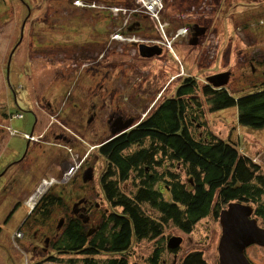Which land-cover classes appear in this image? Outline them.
Here are the masks:
<instances>
[{
  "label": "rangeland",
  "instance_id": "rangeland-1",
  "mask_svg": "<svg viewBox=\"0 0 264 264\" xmlns=\"http://www.w3.org/2000/svg\"><path fill=\"white\" fill-rule=\"evenodd\" d=\"M25 1L30 6H33V4L35 5L37 2L36 5L42 9V11L39 13V19L42 21V26L39 29V32H35L34 29H32L38 22L37 12L34 13V10L32 9L31 15L24 23L25 25L23 24L24 26L21 27L23 22V14L25 15L26 12L25 7L22 6V9V7L15 0H7L6 5L3 6V3L0 0V106L8 113H14L18 111L21 114V116L13 117L11 121H7V125H10L11 129L17 132V134L10 136L5 132V135L3 136L4 139L0 143V170L4 165L8 164L10 160L17 159L21 155L22 151H25L27 148L28 139H24L22 135L24 133L30 134L33 130L36 117L35 115H37L36 103L39 104L40 102L43 106L48 100H51L53 105V99H55L53 95L60 93L59 91L56 92V90H59L60 88L58 84L66 85L67 89L71 91L73 96L74 94L78 95L80 92L85 93V90H87L89 97H91L93 93L98 92V82L103 84V87H106V85L110 84V88L114 89L116 92V99L119 97V95L129 94L132 85L146 82L147 79L145 73L146 71L144 69L146 62L133 56L136 55L135 49L130 45H123L125 41L123 38L118 37L117 40L119 42L120 48L102 50L101 48H96L95 46L93 51L94 57L96 56L99 59L101 54H105L102 65H87L86 62L82 64L81 62L84 60L82 59L80 61L78 58L74 64L75 73L72 74L70 82L57 83L53 87V83L51 82V79H54L53 68L56 70L59 65L60 67L62 66V64L56 62L57 57L54 56V53L56 51H63V49H58L59 43L67 42L66 40L70 39V36L73 34L69 31H62L61 28H54L53 25L55 27L66 25L68 28L76 30L77 22H81L86 27H88L90 31L92 27L91 25L96 20H98V23L102 24L104 17L99 14H97V16L94 15V13L91 14V11H80V9L84 7L80 2H75V8L73 7L72 10L67 8L68 11L65 12L66 8H62L61 5L56 2V0ZM101 1L103 3H107L103 0ZM106 1H108L107 4H109L110 0ZM162 1L164 6H167V11L163 13L164 19L168 18V20L174 25L178 24V22H176V16L182 12L183 14L180 15V17L182 16V19L185 16L191 20L194 18L193 16L186 15L188 11L185 9L189 8L188 10H190L192 7H197L200 8V10L204 9L207 11V5H209L208 1H205V3L199 1L194 5L189 4L192 2V0ZM240 1L244 0H226V4H221V9H219L217 6L213 7L211 5L212 8L209 6L212 10L210 9L206 19H203L202 21L206 25L209 24L211 26L209 28L210 32L206 36V40H208L209 35L215 31L214 33L216 36L214 37L213 41H221L224 37V42L226 44L225 48L221 45V43L219 44L220 48L217 49H213L212 45L210 48H208L206 45L201 48L193 47L188 44L186 39L181 44L177 45L178 47H176L175 51L173 52V50L170 48L169 42L163 44L167 50L169 49L171 51L172 55L175 56L174 58L177 61H179L177 54L179 55L181 63L184 67V76L194 78L198 87L205 84L206 76L218 74L223 71L230 72V77L225 87L232 95L234 94L235 97L250 93L255 90L256 87L259 88L261 85H264V74L260 73L264 70V64H256V69L254 73H252L249 62L243 57L247 56L248 59L257 58L259 61L264 58V47H257L256 50L253 48H248L245 45V41L242 44H232L231 46L228 45L229 39L235 42L238 40V37L245 32L243 31L245 28L244 26L242 29H240L238 26H235L236 24L240 25L243 22H247L245 24L246 26H249L256 19L264 20L263 6H261L257 11L253 9H247L243 15H238L235 13L236 10L229 9L230 4H238ZM113 2L114 1H112L111 4ZM135 2L132 1L134 6L136 5ZM247 2H250V0ZM258 2L264 3L263 0H255L256 6H258ZM177 3L181 4L180 7H178ZM92 4L94 3H91L90 8L93 10L97 9L96 6L92 7ZM198 4L201 5V7L196 6ZM202 4L205 6H202ZM191 5L193 6L190 7ZM85 7L88 10L89 6ZM111 11H113V9H111ZM230 17H232V20ZM53 18L54 20L56 18V20L52 21ZM148 19L149 21H157V17L154 16H150ZM185 21H187V19H184V22ZM50 26H52V29ZM50 29L53 31V33L50 31ZM31 34L38 36L40 42L43 35L47 37L52 36L53 43L56 41L55 46L57 49L55 47L48 48L42 46L38 52V49L34 48V44L32 45L28 43H31L32 37L28 39ZM23 35L24 39L21 40ZM139 37L141 39L145 38L143 42L148 40L146 37L143 38L141 34ZM105 38V45L107 46L108 38L106 35ZM257 40L264 41L262 38H257ZM17 43L19 44L17 45ZM139 45L138 49L140 47ZM234 45L236 46L234 47ZM8 52L13 53L11 54L12 56L9 60V64L7 63L8 61H5ZM194 58H196V63L193 61ZM134 59L136 60V65L133 63ZM152 60H155V58ZM107 61H109L108 64ZM130 61L133 63L132 66L137 70L134 69L132 72V70H128V67H125ZM112 62L117 63V67L115 69H113L111 66ZM198 62L200 63V66L197 65ZM64 63L66 64V62ZM110 67L112 68L111 71H107V69ZM85 69L89 70L88 74L86 75ZM101 69H103L102 74ZM125 69L126 71L123 72ZM64 72L65 70L63 73ZM58 80H60V77ZM49 85L52 86L51 92L53 94L49 93ZM34 87L36 90L35 92H33ZM195 95L200 97V109L199 112L197 111V113L201 114H199V117H190V119H192V123L195 126H199L198 124H200V122L204 123L206 125V129L210 130L213 134L222 139H226L230 133L229 131L232 129V132L230 133V139L231 141H234L238 144L240 153L250 156L253 160H255V162L259 163L264 168V128L261 130H251L241 127L237 124L236 107L219 111H210L209 105L198 90H196ZM63 99H65V96L60 98L62 101ZM109 99V97L105 98L106 105L104 108H100V110L97 111L96 117H94L93 121H89L88 123L86 122V113L84 112L69 111L65 115L58 116L57 112H54L55 110H47L43 106L45 114L42 118V123L40 125L38 124L39 127L38 125L35 126V134L37 131L38 133L39 131L43 132L49 123H51V125H49L50 131L56 127V131L59 132L61 129H64L62 126L68 127L69 129L66 130V142L60 140L57 142L53 141L54 144L50 146L52 147V153L50 154L51 156L48 155L49 151L46 150L48 152L39 156L36 163L37 166L34 167L36 174H38L35 187L40 182H42V179L47 180H43V182H48L53 178V184L45 192L62 196L61 205L51 208L49 216L47 219H44L47 221L48 225L51 221H53L52 225H54L62 214L65 215L67 213L71 207L72 200L76 198L77 194H83L90 197L91 199H94V201L99 204L102 210L109 208L99 185V176L104 171L106 162L98 152V146L111 137V131L109 128H107V125L104 124V118L112 113L113 105H109L111 104L109 103ZM55 103L58 104V102ZM140 110L141 109H135L132 111H126L125 113L130 116L138 117L137 121L135 120V122H138V120L141 119L145 114L140 113ZM100 116L101 118H99ZM39 119L41 118L39 117ZM200 128L201 130L205 129L204 126L203 128L200 126ZM147 143L148 142H145V145ZM51 157L54 159V165H56L54 166L55 168L53 167L52 169H50L51 165H49L50 162L48 160ZM161 160L163 164H165L166 169H169L173 173L177 174L181 181L186 179L185 166H180L181 164H175L174 166H171L169 164L168 158ZM87 163L90 166L92 165L95 167L94 176L91 182H88L85 187H81L80 185H82V181L80 172L82 170V165L84 166ZM71 165H77L78 168L75 171L69 173L67 170ZM27 166L28 165H25V168ZM54 169H56V171H54ZM135 180L137 179L132 175L124 186L125 189L123 186H121V188L126 190L128 193L133 192L135 189ZM33 190L34 189L25 187L17 192H13L12 196H8V192L7 196H5L0 201V264H31V262L35 263V261L39 259L43 260L45 258L44 256L49 252H43L41 248L37 252H32L33 243L28 237L12 240V236H15V232L18 231L17 228L19 226V221L24 218L28 210V207H26L23 203L25 202L26 198L30 196ZM60 190L63 192L61 193ZM17 201H20L18 203L19 207L13 213L12 217L6 221L7 215L17 204ZM68 213H70V211H68ZM35 216L39 217L37 214H35ZM37 224L41 223H38L34 220V228H39V225ZM26 231L27 228H24L23 232L26 233ZM49 231L50 230H48V226L42 230V232L46 233H49ZM220 235V224L213 217H209L200 222L195 230L189 234H184L169 224V226H166L164 229L163 238L169 239L172 236H180L182 238V250L178 256L168 253V264H179V259H181L180 257L184 256L183 254L191 250L201 251L203 258H205L208 264H218L217 245ZM18 236L15 237L18 238ZM56 240L57 239H54L52 242ZM50 247L51 245L49 246V250ZM150 248L151 246L146 244H142L137 247L136 253L134 252L135 256L129 259L131 264H147L145 263V258L148 255ZM261 250L262 249L260 247H255L250 248L247 252L253 261L262 264ZM63 258H78V256L65 255ZM44 264L64 263L51 262Z\"/></svg>",
  "mask_w": 264,
  "mask_h": 264
},
{
  "label": "trees",
  "instance_id": "trees-1",
  "mask_svg": "<svg viewBox=\"0 0 264 264\" xmlns=\"http://www.w3.org/2000/svg\"><path fill=\"white\" fill-rule=\"evenodd\" d=\"M185 82L190 85L181 86L177 94L183 97L167 99L134 126L98 146L106 162L99 185L109 206L102 230L86 238L89 230L80 220L71 219L45 258L31 264H131L127 254L134 243L137 247L164 234L169 224L189 234L209 217L219 222L221 210L231 202L250 206L255 216L264 215V168L240 153L238 144L230 139L232 129L222 139L206 129L204 123H192L190 117L201 114L197 113L200 97L195 95L199 88L192 78ZM200 94L210 111L236 107L239 126L264 128V85L235 97L225 86L213 88L204 84ZM164 158L171 166H185L184 181L166 169L161 160ZM132 175L137 180L134 191L128 193L121 186L125 189ZM60 204V196L47 192L30 214L47 218L51 208ZM168 240L160 237L145 263L162 264L165 260L168 264V257L160 256L162 250L167 247V253L173 254L178 248H168ZM65 255L78 258L65 259ZM179 264L208 263L201 251L193 250L179 259Z\"/></svg>",
  "mask_w": 264,
  "mask_h": 264
},
{
  "label": "flooded vegetation",
  "instance_id": "flooded-vegetation-1",
  "mask_svg": "<svg viewBox=\"0 0 264 264\" xmlns=\"http://www.w3.org/2000/svg\"><path fill=\"white\" fill-rule=\"evenodd\" d=\"M6 1L7 0H1V2L3 3V6L6 5ZM15 1H17L21 7L22 6L25 7V10H26L25 15L23 14V17H22L23 22H22L21 27L25 25L24 23L26 19L31 15L32 9H33L34 13L36 12L38 13V16H37L38 22L37 24H35V26L32 29H34L35 32H39V29L42 26V21L39 19V13L42 11V9H40V7L36 5L37 2L35 3V5L33 4V6H30L28 3H26L25 0H15ZM103 1L108 3V1L106 0H103ZM110 1L111 2L114 1V2L111 4ZM110 1H109V4H107V3H103L101 0H56V2H58L62 8L64 9L66 8L65 12L68 11L67 8H70L72 10L74 5L76 4L75 2H80L84 6L82 9H80V11L82 10L91 11V14L94 13V15L96 16L97 14H99L103 16L104 18H103L102 24L98 23V20H96L91 25L92 27L90 31H89V28L86 27L81 22H77L76 30L70 29L66 25L60 26V27H55L53 25L54 28H61L62 31H69L73 33L70 36V39L66 40L67 42L59 43L58 49H63V51H60V52L56 51L54 53V56L57 57L56 62L59 64H62V66L60 67L59 65V67L56 68V70L58 69L57 71L54 70L53 68L54 79L53 80L51 79V82L53 83V87L57 83H67L68 81L70 82V78L72 77V74L75 73L74 64L78 58L80 61L82 59L84 60L81 62L82 64L86 62L87 65L88 64L102 65L105 54L104 55L101 54L99 59L96 56L94 57L93 51H94L95 46L96 48H101L102 50L110 49V48H114V49L120 48L119 42L117 40L118 37L123 38V40L125 41L126 44L124 43L123 45H130L135 49L136 55H133V56L140 58L142 61L146 62L144 65L145 67L144 69L146 71L145 72L146 78H147L146 82H141L138 84L135 83L136 85H132V88H130L129 94L127 95L118 94L119 97H117L116 99H115L116 92L114 89L110 88V84L106 85V87H103L104 85L98 82L99 84V85L97 84L98 92L93 93L91 97H89L87 90H85L86 91L85 93L80 92L78 95L74 94L73 96L71 91L67 89L66 85L58 84L60 88L59 90H56V92L59 91L60 93L53 95L55 97V99H53L54 106L52 105L51 100H48L47 103L43 106L47 110H52V111L55 110L54 112H57L58 116L65 115L69 111L84 112L86 113L85 119H86V122L88 123L89 121H93L94 117H96L97 111H99L100 108H104V106L106 105L105 98L109 97L110 98L109 103H111L109 105H113L112 113H110L106 118H104L105 123L104 122L103 123L106 124L107 128H109V130L111 131L117 126H122V125H126L129 123H130V126H134L137 123L135 122V120L137 121L138 117L127 115L125 113L126 111L141 109L140 113H145L142 116V118H144L149 113L154 111L161 103H164L167 99H175V98L184 96L183 94L177 96V94L181 92V88H180L181 86L185 87L186 85H190L189 83L186 84L185 82V80L188 79L189 77L184 76L185 74L184 67H183V64L181 63V59L179 55L177 54V57L179 60L177 61L174 58L175 56L172 55L171 51L169 49L167 50V48H165L163 44H166L167 42H169L170 48L173 50V52L175 51L176 47H178L177 45L181 44L186 39H187L188 44L193 47L201 48L204 45H206L208 48H210L212 45L213 49H217V48H220L219 44L221 43V45L224 46L225 48L226 44L224 42V39H225L224 37L221 41H217V40L213 41L214 37L216 36L214 33L215 31H213L209 35V39L206 40V36L210 32L209 28L211 26L209 24L206 25L202 21L203 19H206V17L208 16L207 14L212 8V6L213 7L217 6L219 9H221V4L222 3L226 4L225 2L226 0H193V3L190 2L189 4L194 5L198 3L199 1H202L204 3L205 1H208L209 5H207V11L204 9L200 10V8L192 7L193 5H191L190 7L192 8H190V10H188L189 8L185 9L188 11L186 15L193 16L194 18L191 20L185 16L182 19L181 18L182 16L180 17V15L183 14L182 12L176 16L177 18L176 22H178V24L176 25L171 23L168 20V18L164 19L163 13L167 11V6H164L162 0H161V8L159 9V12L157 14L156 22L149 21L148 19L150 17L149 13L135 11V9L137 8V5L134 6L132 3V1L135 2V0H110ZM247 1L248 0H244V1H240L238 4H230L229 9L236 10L235 13H237L238 15H243L247 9H253L257 11L258 9H260L261 6L264 7V3L262 2H258V6H256L255 0H250V2H247ZM91 3H94L92 4V7L96 6L97 9L93 10L92 8H90ZM85 6H89L88 10ZM196 6L201 7V5L199 4ZM202 6H205V5L202 4ZM111 9H113V11H111ZM99 10L101 13L99 12ZM184 19H187V21L184 22ZM230 19L232 20V17H230ZM55 20L54 18L52 19V21H55ZM245 23L247 22H243L240 25H237V24L235 25V26H238L240 29H242L244 26L245 28L243 29V31L245 32L242 33V35L239 36L238 40L235 42L229 39L228 45L231 46L232 44H242L245 41V45L248 48H253L256 50L257 47L259 48L264 47V41L257 40V38L264 39V30H263L264 20L256 19L255 21L251 23L252 25L250 24L249 26H246ZM50 28L52 29V26H50ZM200 31H201V34L197 36L195 45L190 44V41L193 39L192 37L193 33L195 32L197 33ZM51 32L53 33V31ZM140 34L143 36V38L144 37L148 38V40L143 42L145 38L141 39L139 37ZM105 35L108 38L107 46L105 45L106 43ZM30 37H32V40H31V43L30 42L28 43L32 45L34 44L33 46L34 48L38 49V52H39V49L42 48V46L48 47V48H54V47L56 48L55 46L56 41L53 43L52 36L47 37L43 35L41 38L42 39L41 42H40L39 37L36 35L31 34L28 37V39ZM23 39H24V35L21 40ZM136 39L140 41H137ZM18 44L19 43H17V45ZM139 44H143L144 46H146V48H142L145 51H149L151 49L152 50L159 49V53H156L149 57L142 56L139 53V49H138ZM150 46H153V48H147ZM235 46L236 45H234V47ZM11 54L13 53L8 52L6 59H5L6 62L8 61L7 62L8 64L12 56ZM243 57L245 60L249 62V66H250L252 73H254L256 69L255 67L256 64L258 65L264 64V58L258 61L257 58L248 59L247 56H243ZM154 58L155 60H152ZM134 60H133V63L134 65H136L135 64L136 60L135 61ZM195 60L196 58L193 59L194 63L197 62ZM157 61L160 63H158ZM64 62H66V64ZM108 62L109 61H107V64ZM133 63L130 61L125 66V67H128V70L130 71L132 70V72L134 69H136L135 67L132 66ZM116 65H117L116 62L111 63V66L113 69L117 67ZM197 65L200 66V63L198 62ZM112 68L110 67L109 69L107 68L106 69L107 71H111ZM64 70L65 72L63 73ZM102 70L103 69H101V74L103 73ZM88 71L89 70L87 69L85 72V75L88 74ZM124 71H126V69L123 70V72ZM260 73L264 74V70L261 71ZM209 76H212V75H209ZM209 76L205 77V84L207 85L209 84L210 86H212L207 81V77ZM59 77H60V80H58ZM192 80L195 81L194 78H192ZM49 87H50L49 93L53 94L51 92L52 86L49 85ZM200 87H198L199 92H200ZM35 91L36 90L34 87L33 92ZM62 96H65V99H63V101L60 100ZM59 100H60V103H59ZM55 102H58V104H56ZM36 106H37L38 117L37 115H35L36 117H35V123H34L33 130L30 134L24 133L22 135L24 139L26 138L28 139L27 148L25 149V151H22L21 155L17 159L10 160L9 163L4 165L0 170V180H1L0 201L5 196H7L8 192H9L8 196H12L13 192H17L20 189L25 188V187L34 189L33 192H31L30 196L26 198L25 202L23 201L24 202L23 204L26 207H28V210L24 218L21 219L18 223L19 224L17 228L18 231L15 232V234L18 233L17 234L19 235L18 238H16L15 236H12V240L14 239L17 240L19 238L23 239L25 237H28L33 243L32 252H37L38 250H40V248L42 249L43 252H47L49 251V246L55 243L56 241H58L59 238H61L65 230V227L68 225L71 219L76 218L80 220L81 223L89 230L88 234L86 235V238H89L96 231L102 230L103 223H104L103 222L104 213H107L109 211V208L102 210L99 204H97V202L94 201V199H91L90 197L83 195V194L82 195L77 194L76 198L72 200L71 207L68 210L70 211V213H68L67 211L65 215L62 214L54 225H52L53 221H51L49 223L50 225L49 226L47 224V221L44 220L47 218H43V217L39 218L35 216V214L33 213L30 214L31 211L35 208L40 198L45 193H47L45 191L54 182V180H52L53 178L51 179V181H48V182H43V180L45 179H42V182H40L35 187L38 174H36L34 167L37 166L36 163L38 161V158L40 155H43L48 151H49L48 155L51 156L50 154L52 153L51 152L52 147L50 146L54 144L53 141L57 142L58 140H60V141L66 142V130H69L68 127L62 126L64 129H61V131L59 132L56 131L57 129L56 127H54L53 130L50 131L49 125H51V123H49V125L45 127L43 132L39 131L38 133L37 131V133L35 134L34 128L38 124L40 125L42 123L43 121L42 118L45 114L44 107L41 105L40 102L39 104L36 103ZM16 116H21L20 112L17 111L14 113H8L0 106V143L4 139L3 136L5 135V132L7 135H10V136H14L17 134V132L11 129L10 125L9 126L7 125V121H11L12 118ZM39 117L41 119H39ZM99 118H101V116ZM48 160L50 162L49 165H51L50 169L56 166L54 165V159H52V157L49 158ZM25 165H28V166L25 168ZM77 168H78L77 165L75 166L71 165L69 166L67 172L71 173L75 171ZM81 169L82 170L80 172L81 173L80 176H81L82 185L80 186L85 187L88 184V182H91L93 180L95 167L92 165L90 166L87 163L84 166L82 165ZM86 170L92 171V179L84 181L83 176L86 173ZM54 171H56V169H54ZM60 192L62 193L63 191L60 190ZM61 197L62 196L60 195V198ZM19 202L20 201H17V204L13 208L17 209L19 207L18 206ZM58 206H53L52 208L58 207ZM16 209L14 210V212L16 211ZM86 216H87L86 222H83V219ZM250 218L254 219L258 228L261 229L260 233L262 235L261 236L262 241L260 243H253V244L248 245L244 251L245 256L251 264H259L258 262L253 261V259L251 258V256L248 254L247 251L250 248L260 247L262 249L260 251L262 254L261 263L264 264V215L255 216L252 210V214ZM34 220L38 223H41V224H37L39 225V228H34L33 226ZM47 226H48V230H50L49 233L42 232V230L45 229V227ZM24 228H27L26 233L23 232ZM160 237L163 238L164 234L161 233L160 235H157L152 240H147L146 243L144 242L142 243L143 245L146 244V245L151 246L149 253H151L152 251H154V249L157 248L158 239ZM54 239H57V240L52 242V240ZM181 244H182V241L180 243V246L176 249L177 251L173 253V255L178 256V254L182 250ZM140 245H138L137 247H139ZM137 247H135V243H134L132 250L128 252L127 254L129 258H133V256H135L134 252L136 253ZM166 248L162 250L160 256H163V257L168 256L167 252L169 251L166 250ZM188 252L190 251H187L185 254H187ZM104 253L111 254L109 252H104ZM182 257L183 256H181L180 258ZM162 264H166V261L163 260Z\"/></svg>",
  "mask_w": 264,
  "mask_h": 264
},
{
  "label": "water",
  "instance_id": "water-1",
  "mask_svg": "<svg viewBox=\"0 0 264 264\" xmlns=\"http://www.w3.org/2000/svg\"><path fill=\"white\" fill-rule=\"evenodd\" d=\"M200 32L193 33V39L190 44L195 45L196 38ZM140 54L145 57L152 56L159 53L157 50L145 51L143 44L139 45ZM153 48V47H147ZM230 72L225 71L207 77V81L213 87H224L229 80ZM130 126L129 124L117 126L111 130V138L116 134L122 133ZM92 179V171L87 170L83 176V180ZM252 208L240 202H231L219 214V224L221 227V235L217 245L219 264H251L245 256V248L253 243H260L261 229L258 228L254 219H251ZM82 216V215H81ZM87 216L83 219L86 222ZM60 225V223H59ZM182 238L180 236H172L167 242L170 249L179 247Z\"/></svg>",
  "mask_w": 264,
  "mask_h": 264
},
{
  "label": "built area",
  "instance_id": "built-area-1",
  "mask_svg": "<svg viewBox=\"0 0 264 264\" xmlns=\"http://www.w3.org/2000/svg\"><path fill=\"white\" fill-rule=\"evenodd\" d=\"M137 8L135 11L147 12L150 16L157 17L159 9L161 8V0H135Z\"/></svg>",
  "mask_w": 264,
  "mask_h": 264
},
{
  "label": "clouds",
  "instance_id": "clouds-1",
  "mask_svg": "<svg viewBox=\"0 0 264 264\" xmlns=\"http://www.w3.org/2000/svg\"><path fill=\"white\" fill-rule=\"evenodd\" d=\"M136 3V2H135ZM137 5V4H136Z\"/></svg>",
  "mask_w": 264,
  "mask_h": 264
},
{
  "label": "crops",
  "instance_id": "crops-1",
  "mask_svg": "<svg viewBox=\"0 0 264 264\" xmlns=\"http://www.w3.org/2000/svg\"><path fill=\"white\" fill-rule=\"evenodd\" d=\"M8 215H9V214H8ZM8 215H7V216H8Z\"/></svg>",
  "mask_w": 264,
  "mask_h": 264
}]
</instances>
